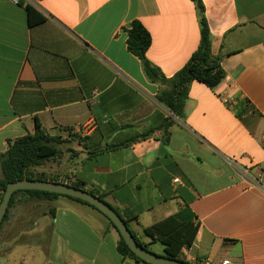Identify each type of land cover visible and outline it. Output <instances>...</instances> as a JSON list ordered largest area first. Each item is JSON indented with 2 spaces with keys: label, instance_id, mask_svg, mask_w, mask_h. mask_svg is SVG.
I'll return each mask as SVG.
<instances>
[{
  "label": "crops",
  "instance_id": "crops-1",
  "mask_svg": "<svg viewBox=\"0 0 264 264\" xmlns=\"http://www.w3.org/2000/svg\"><path fill=\"white\" fill-rule=\"evenodd\" d=\"M25 2L46 21L30 27L24 6L0 0V155L39 121L59 155L33 171L136 214L130 229L150 250L144 230L187 209L200 229L185 261L264 264V0H202L226 77L214 89L193 82L184 119L157 100L162 86L129 52L126 30L146 28L147 58L170 78L200 44L192 1ZM36 206L15 199L0 230L7 264L31 234L48 243L47 264L51 253L56 264H136L92 207L66 197Z\"/></svg>",
  "mask_w": 264,
  "mask_h": 264
},
{
  "label": "trees",
  "instance_id": "trees-1",
  "mask_svg": "<svg viewBox=\"0 0 264 264\" xmlns=\"http://www.w3.org/2000/svg\"><path fill=\"white\" fill-rule=\"evenodd\" d=\"M190 1L196 5L199 13L201 27L200 44L198 49L192 54L188 63L170 78L166 77L161 70L153 65L147 58V52L151 46L152 38L146 28L140 22L134 21L130 28L126 30L127 48L129 52L141 61L144 74L148 80L162 86L157 100L178 119L185 118V107L189 99L190 86L193 82H199L210 89H214L219 86L226 77L221 66L222 56L214 55L212 52L211 33L205 16L204 4L202 0ZM19 4L25 7L30 27L40 25L46 21V17L38 12L32 5L25 4L23 1H20ZM58 155V140L50 137L44 131L39 121L36 122L34 134L9 141L6 152L0 155V167L2 170V177L0 178V192L2 195L0 197V202L7 185L10 183L28 179L63 184L64 180L47 177L45 174H39L33 171V168L41 166L46 161ZM71 186L83 189L78 183ZM88 192L104 201L103 197L96 192ZM19 193H23L33 199L47 201H52L59 197H66L70 200L88 205L100 212L88 203L69 196L43 191H19L12 196L8 212L0 226V230L4 222L8 219L9 211L13 207L15 198ZM112 209L124 220L129 229V223L137 220L136 214L122 215L117 209L113 207ZM101 214L104 215L103 213ZM104 217L106 216L104 215ZM193 218L194 216L185 209L164 221L146 228L144 233L152 242H159L163 245L165 252L164 257L189 263L183 259L182 251L185 248H190L198 235L200 226L192 222ZM106 219L109 221L110 226L116 229L108 217H106ZM130 231L139 245L151 251L149 245L141 242L131 229ZM117 250L124 258H129L135 261L136 264H149L137 257L129 249L120 234Z\"/></svg>",
  "mask_w": 264,
  "mask_h": 264
},
{
  "label": "water",
  "instance_id": "water-1",
  "mask_svg": "<svg viewBox=\"0 0 264 264\" xmlns=\"http://www.w3.org/2000/svg\"><path fill=\"white\" fill-rule=\"evenodd\" d=\"M19 191H43L48 193L60 194L79 199L98 209L114 224L117 231L129 247V249L144 262L149 264H191L182 261H177L164 256L156 255L151 251L146 250L139 245L131 233L130 229L124 220L99 197L90 192L57 182L37 181L24 179L19 182L10 183L7 185L2 200L0 202V226L8 212L10 201L14 193Z\"/></svg>",
  "mask_w": 264,
  "mask_h": 264
},
{
  "label": "rangeland",
  "instance_id": "rangeland-1",
  "mask_svg": "<svg viewBox=\"0 0 264 264\" xmlns=\"http://www.w3.org/2000/svg\"><path fill=\"white\" fill-rule=\"evenodd\" d=\"M19 196H23L27 198V201H29L31 204L38 205V207L36 206L35 208V211L38 213H42L43 211H47L49 209V207L46 206V204L49 202L47 200L33 199L23 193H19L15 199H17V197ZM2 236L3 234L0 232V250L2 249V244H3ZM24 239L25 241H28L29 244L25 247H21L20 249H17L14 252V256L12 257L10 264H43V263L47 264L48 253L46 252V248L48 247V243L44 244V246L38 245L39 243L43 244V242H39V239L37 237H34L32 234L31 237H27ZM5 244L6 243H4V245ZM156 244L157 245L155 246L153 245V247L151 248V252H153L156 255L164 256L165 252L163 245L159 242H156ZM52 255L53 253H51L50 262H53L52 264H56L55 262L59 263L57 260L54 261V256ZM19 261L22 263H20ZM7 262L8 260H6V258L4 257L0 258V264H7Z\"/></svg>",
  "mask_w": 264,
  "mask_h": 264
},
{
  "label": "built area",
  "instance_id": "built-area-1",
  "mask_svg": "<svg viewBox=\"0 0 264 264\" xmlns=\"http://www.w3.org/2000/svg\"><path fill=\"white\" fill-rule=\"evenodd\" d=\"M12 1L16 4H19L20 1H23L24 3H26L25 1H31V0H12ZM226 102H227V100H226ZM60 180H64V179L61 178ZM173 183L174 184L180 183V179H174ZM63 184L69 185L67 182H65V180H64ZM193 264H238V263L234 262L231 259H224L221 261H216L210 257H201V258L195 259Z\"/></svg>",
  "mask_w": 264,
  "mask_h": 264
}]
</instances>
